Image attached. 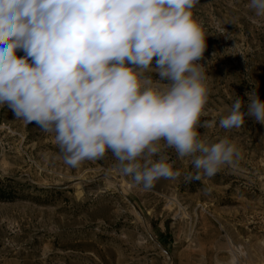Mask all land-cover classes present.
Returning a JSON list of instances; mask_svg holds the SVG:
<instances>
[{"label": "rangeland", "instance_id": "1", "mask_svg": "<svg viewBox=\"0 0 264 264\" xmlns=\"http://www.w3.org/2000/svg\"><path fill=\"white\" fill-rule=\"evenodd\" d=\"M248 0H200L209 88L201 138L232 140L241 158L213 177L185 183L191 157L167 149L181 175L150 190L102 159L67 166L54 134L0 107V175L18 195L0 202V264H264V125L219 120L253 89L264 101V16ZM23 55V53H18Z\"/></svg>", "mask_w": 264, "mask_h": 264}, {"label": "clouds", "instance_id": "2", "mask_svg": "<svg viewBox=\"0 0 264 264\" xmlns=\"http://www.w3.org/2000/svg\"><path fill=\"white\" fill-rule=\"evenodd\" d=\"M200 0H0V107L54 134L72 168L111 152L119 171L152 189L181 173L167 149L191 157L185 183L213 177L241 158L228 137L201 138L209 88ZM247 8L264 16V0ZM23 55H18V53ZM219 120L264 125L255 89ZM235 264V262H231Z\"/></svg>", "mask_w": 264, "mask_h": 264}, {"label": "trees", "instance_id": "3", "mask_svg": "<svg viewBox=\"0 0 264 264\" xmlns=\"http://www.w3.org/2000/svg\"><path fill=\"white\" fill-rule=\"evenodd\" d=\"M18 183L11 178L0 175V202H10L17 197Z\"/></svg>", "mask_w": 264, "mask_h": 264}]
</instances>
